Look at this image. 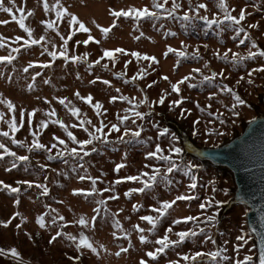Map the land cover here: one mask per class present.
Returning <instances> with one entry per match:
<instances>
[{"label": "rangeland", "instance_id": "374dc122", "mask_svg": "<svg viewBox=\"0 0 264 264\" xmlns=\"http://www.w3.org/2000/svg\"><path fill=\"white\" fill-rule=\"evenodd\" d=\"M157 2L164 4V9L154 8L152 0H60L61 5L90 29L94 40L85 45L82 41L87 39L88 33L76 31L78 25L70 26L66 16L57 18L53 7L56 0H14L13 5L4 0L5 6H12L14 10L11 14L0 11V21L7 22L0 23V56L11 55L14 59L11 62L0 60V100H11L14 108L9 110L7 104L0 103V143L16 156H0V181L19 188V191L11 192L0 185V221H11L6 227L0 224V249L4 250L0 252V264H139L142 257L149 264H169V261L178 264H237V261L256 264L253 235L245 222L246 207L238 204L225 210L233 195L230 172L186 154L180 135H186L199 146H215L239 133L244 123L253 118L258 109H263L260 96L264 85V70H261L264 57L257 54L248 58V52H255L256 48L264 50V0H226L232 15L239 16L241 9L245 11V19L239 26L248 33L247 37L243 33L237 34L235 26L227 21L219 27L209 28L202 20L182 19L185 11L195 17L200 3L206 4L207 9H199V15L211 18L216 13L218 17L222 16L216 6L217 0H176L180 7L172 17L165 13V9H171L172 0ZM130 7H148L157 15L139 20L133 16L115 18L116 25L107 36L93 24L95 20L102 27H109L113 20L111 11ZM21 16L25 18V25L32 29V39L45 37L39 44L25 43L28 34L19 26ZM46 21H52L54 26L48 28ZM253 24L256 27H249ZM69 33L72 34L70 38ZM17 36L22 38L17 40ZM240 40L244 43L240 44ZM253 41L256 48L252 46ZM169 47L184 51L186 55L178 57L175 52H168ZM61 48L69 57L81 59H65L59 55ZM116 48H122L124 52H115ZM104 49L112 50L113 57L101 59ZM52 51L58 53L55 58L49 55ZM132 52L140 53L141 57L131 55ZM225 52H228V59L224 58ZM232 53L245 59L234 64ZM144 56L155 57V60H145ZM30 63L32 66L28 67ZM196 68L201 70L200 73L192 71ZM37 72L40 73L38 76ZM141 72L143 74L138 75ZM214 72H223V76L203 81V76ZM189 73L192 79L179 85L180 93L173 92L171 83ZM189 84L195 87H189ZM223 85L245 100L244 105L236 106L238 116L232 115L234 101L231 93L220 90ZM76 92L81 96L90 95L92 103L80 100ZM164 93H167L164 104L152 103ZM210 93L216 95L209 99ZM113 96L128 99L112 100ZM145 96L148 102L141 104L140 100ZM181 96L184 99L180 105L169 107L171 101ZM60 98H66L68 107L59 102ZM97 101L102 105L99 111L93 106ZM73 106L80 110L77 116L69 111ZM182 109L183 116L180 115ZM132 110L144 113L143 119L137 118ZM53 111L55 116L50 115ZM28 113H32L31 124ZM121 116L128 119L120 123L118 117ZM56 119L62 120L77 139L89 138L84 128L94 132L93 125L99 127L102 123V133H97L102 138L85 145L79 155H73L70 150L73 147L79 150L80 145L67 136L64 127L52 122ZM12 120L17 123L16 132L9 127ZM41 121H47V126L40 127ZM82 121L84 128L78 126ZM112 124H118L120 130L109 131ZM125 127L139 130L140 136L132 137L131 132L124 135ZM165 127L169 131L161 136L159 130ZM3 132L9 135L3 136ZM33 133L44 148L33 147L29 151ZM120 136L123 140L118 139ZM13 139L22 144L12 143ZM61 139L64 144L60 143ZM156 144L161 145L164 155L169 154L170 144L182 149L179 154L171 153L177 169L168 173L166 170L170 165L158 159L160 154L152 158L147 156L148 152L155 151ZM3 151L0 149V153ZM19 156L28 159L18 160ZM189 161L196 167L191 169V175H185ZM13 164L16 166L12 167ZM117 164L123 167L117 170ZM157 168L160 172L155 182H150V187L144 192L125 195L129 189L143 187V181L148 177L142 174H151ZM81 176L86 178L82 180ZM127 176H138L139 179H123ZM191 176L196 177L194 189L189 187ZM93 180L94 192L91 191ZM23 181L31 182V187ZM38 185L47 187L48 192L45 194ZM74 189L91 194H74ZM178 195L193 198L177 201L157 221L154 230L148 232L152 225L140 217L157 215L154 208ZM113 196L116 198L109 199ZM100 200L104 204H98ZM209 200L213 201L211 207L201 209L200 204L207 205ZM215 201L223 203L217 205ZM133 205L138 207L134 209ZM213 214L216 220L207 221L206 217ZM40 216L44 218V228L37 223ZM59 216H63L64 221L59 220ZM80 216L88 220L86 226L73 223ZM188 216L196 217V220L183 219ZM54 219L55 224L52 223ZM177 219L180 223L173 224L172 221ZM18 224L19 228L16 227ZM137 224L145 229L147 241L144 243L140 242L134 227ZM169 227L172 231L168 235L172 240L178 239L175 234L180 231L192 230L197 235L170 245L155 259L147 257L145 253L159 247L155 241ZM58 230L77 238L83 232L97 252L83 246L77 249L76 242L65 236L49 243ZM206 236L210 239L206 240ZM12 248L18 256H13ZM121 248L127 251L121 252ZM216 251L220 255L215 258L203 255ZM196 252L202 255L192 259ZM247 255L252 256V261L244 260ZM77 256L79 261L74 259Z\"/></svg>", "mask_w": 264, "mask_h": 264}, {"label": "snow or ice", "instance_id": "6c2138e0", "mask_svg": "<svg viewBox=\"0 0 264 264\" xmlns=\"http://www.w3.org/2000/svg\"><path fill=\"white\" fill-rule=\"evenodd\" d=\"M8 3H9V5H13L14 4V0H8ZM152 3H153V7L154 8L164 9V4L158 3L157 0H152ZM44 6H45V8L48 7L46 2H45ZM216 6L223 13L222 16L218 17V15L216 13H213L211 18H209L208 15H199L198 14L199 9H207V5L206 4L200 3L197 6V9H196L197 15L195 17L190 16L189 12L185 11L184 14H183L182 19L185 20V21H190L192 19L202 20V21L205 22V27H209V28L212 27L213 25L219 27L223 22L227 21V22H230L232 25L235 26L234 27V31L237 34L243 33L246 37L248 36V33L245 32L244 29L239 26L240 22L245 19V15H246V13H245V11L243 9L240 10L239 16H235V15H232L230 13L229 6L226 3V0H217ZM53 7L56 9V16H57L58 19L59 18H64L66 16L68 18V24L70 26L71 25H78V27L75 29L76 31L83 32V33H88L87 39L83 40L82 43L87 45L89 43V41L94 40V37L91 35L90 29L88 27H86L84 22L81 21L77 17L76 14H74L72 12H69L67 8H65L63 5H61L60 4V0H56V5H53ZM179 7H180V5L178 3H176V0H172L171 9H165L166 15L169 16V17H172L173 13ZM13 10H14V8L12 6H5L4 0H0V11H3L5 13L11 14L13 12ZM20 11H23V9H21ZM110 15L113 17V20H112L111 26H109V27H102L101 25L97 24L95 22V20H93V24H95V26L105 36H107L109 34V32L111 30V27H114L116 25L117 21H116L115 18H118V17H121V16H123V17L133 16L137 20H139L141 17L156 16L157 13L150 11L148 7H143V8L130 7L127 10H124V9L113 10V11L110 12ZM13 19H15V17H13ZM24 19H25L24 16H21L19 18V20H18V23H19V26L22 29H24V31L28 34V39L25 41V43L39 44L42 40L45 39V37L44 36H40L39 39H32L31 38L32 37V29L25 25ZM0 23H7V22L6 21H0ZM44 23L47 24L48 28H52L54 26L52 21H46ZM249 27H256V25H254V24L253 25H249ZM68 35H69V38H70L72 34L69 33ZM21 38L22 37H19V36L16 37L17 40H19ZM77 43H81V41H77ZM97 43H99V41H97ZM181 43H183V42H181ZM239 43L243 44L244 40H240ZM66 44H67V40H65V45ZM252 46L254 48H256L255 41L252 42ZM21 47H23V45H21ZM45 50L47 51V49H45ZM13 51H18V49H13ZM114 51L122 53V52H124V49L116 48ZM168 52H175L178 57L186 55V53L184 51H180V50H177V49H174V48H171V47L168 48ZM57 54L58 53L56 51H52V52L49 53V55L52 56L53 58H55L57 56ZM257 54H259V56H261V57H264V50H260L259 48H256L255 52L249 51L248 52V58H253ZM59 55L65 57V59H71L73 61L81 59V57H77V56L69 57L67 52H66V50L64 48H61V50L59 51ZM131 55H133V56H135L137 58L141 57V54L138 53V52H132ZM86 56H87V53L84 54V57H86ZM103 57L112 58L113 57V51L112 50H108V49H104L103 50V56L101 57V59H103ZM143 58L145 60H148V61L155 60V57H152V56H144ZM224 58L228 59V52L224 53ZM13 59L14 58L11 55L0 56V60H3V61L11 62ZM231 59H232V62L234 64H239L240 62H242L245 59V57L240 56L237 53H232ZM95 62L99 63V60L95 61ZM31 66L32 65L30 63L28 67H31ZM45 66H47V65H45ZM105 67H107V65H105ZM261 70H264V65H261ZM25 71H27V68L25 69ZM192 71L196 72V73H200L201 70L199 68H196V69H193ZM39 74L40 73H38V72L36 73L37 76ZM142 74H143L142 72L138 73V75H142ZM120 75H122V73ZM217 75L223 76V72H220V73H215L214 72L210 76H203V81H211ZM249 76H251V73H249ZM163 78L165 80H168L167 76H164ZM133 79H135V77H133ZM190 79H192V74L191 73H189L188 75H185L184 77H182V79L176 81L175 83H171L170 86H171L172 91L175 92V93H180L179 85L184 83L185 81H189ZM241 79H243V77H241ZM47 82L48 81H45V83H47ZM104 83H108V81H104ZM153 83H155V82H153ZM237 83H239V81H237ZM249 83H252V81L249 80ZM149 87H151V85H149ZM189 87H195V85L194 84H189ZM220 90L221 91H227V92L231 93L233 101H234L232 103V105H231L232 115L233 116H238L239 112L236 111V106L237 105H244L245 104V100L242 99L240 95H238L235 91H233V89L229 88L227 85H223ZM75 95L77 97H79L80 100L92 103V97L90 95L89 96H81L79 92H76ZM166 95H167V93H164V94L160 95L159 99L157 101H153L152 103L164 104ZM215 95H216V93H210L209 99H211ZM118 98L121 99V100H127L128 99V97H125V96H120V97L113 96V97H111L112 100H116ZM183 99H184V97L181 96L180 99H176V100L171 101V104L169 105V107H174V106L180 105L182 103ZM65 100H66V98H60L59 102L61 104H65ZM147 102H148L147 96H145L143 99L140 100L141 104L147 103ZM0 103L7 104V107H8L9 110H12L14 108V105H13L11 100H8V99L0 100ZM93 106H94V108L97 111H99L101 109V107H102V105L98 101L95 102ZM197 106L199 107V105H197ZM65 107H68V105L65 104ZM33 111H35V110H33ZM69 111L71 112V114L73 116H77L80 110L73 106V107L69 108ZM132 111H133V114L137 118L143 119V117L145 115L144 113L139 112V111H134V110H132ZM22 115H23V113H22ZM50 115L55 116V111H53ZM180 115L181 116L184 115V110L183 109L181 110ZM28 116H29L28 123L31 124L32 113H28ZM127 119H128L127 116L118 117V120H119L120 123H123V121H125ZM52 122L53 123H58L62 127H64V130L67 133V136L75 144L80 145L79 150L77 148H75V147H73L70 150L73 155H79V152L84 151V146L85 145H90V144H92V142L94 140H100L102 138L100 135H97V133H102V130H103V127H104L102 123H101V125L99 127L93 125V127L95 128V131L92 132V131H89L87 128H84V122L82 121L80 123V125H78V126L81 127V128H84V131L88 133V137L89 138H87V139H77V137L71 131H68L67 127L64 126V122L62 120L56 119V120H53ZM223 122L224 121L221 120V123H223ZM88 123H91V121H88ZM133 123H135V121H133ZM39 126L40 127H46L47 126V121H41ZM9 127L11 128L12 132H16L17 131V123H16V121L15 120L10 121L9 122ZM112 130L119 131L120 129L118 127V124H112L110 126V128H109V131H112ZM123 131H124V135H128V133L131 132V136L132 137L140 136V131L139 130L132 131L129 128L125 127ZM168 131H169L168 128L165 127V128H162V129L159 130V134L161 136H163L164 134L168 133ZM196 134H197L196 131L193 130V135H196ZM220 134H222V133H220ZM2 135L3 136H8L9 133L8 132H3ZM35 135L36 134L33 133L34 139L32 141V144L28 145L29 151H31V149L33 147H35V148H44L45 147V145L41 144L37 139H35ZM104 138L106 139V137H104ZM123 138H124L123 136L118 137V139H121V140H123ZM56 139H59V137H56ZM172 139L175 140V134L172 135ZM12 143H14V144H22L21 141H18V140H15V139H13ZM60 143L64 144L65 141L61 139ZM53 147H55V145H53ZM0 149L4 150L2 153H0V156H3L5 154L11 155V156H16L15 152H11L10 149L5 147V145L2 144V143H0ZM94 150L95 149H93V151ZM49 151H50V149H49ZM181 151H182L181 148L175 147L174 145L170 144L169 149H168L169 154L168 155H164V154H162L163 153V149L161 148V145L160 144H156L155 151L148 152L147 156L149 158H152V157H157L158 154H160L158 156V159L161 160V161H165V162H167L170 165L169 167H167L166 171L168 173H171L173 171V169H177L178 168V165L173 160V158L171 156V153L174 152L176 154H179ZM85 155H87V152H85ZM17 159L18 160H27L28 157L27 156H19V157H17ZM49 159H51V157H49ZM15 166H16L15 164L12 165V167H15ZM121 167H123L122 164H117L116 165V169L117 170H119ZM194 167H196V165L192 164V162L189 161L188 164L186 165V169L187 170L184 172V174L185 175H191V169L194 168ZM159 172H160V170L157 168L151 174H149L147 172L143 173L142 174L143 176L148 177L147 180L143 181V185L144 186L141 187V188L129 189V191L126 192L125 195L126 196L129 195L131 192H144L146 188L150 187V182H155ZM85 178L86 177H84V176L80 177V179H82V180L85 179ZM88 179H91V177H88ZM123 179H126V180H137V179H139V177L138 176H127V177H124ZM191 181H192V183L190 184L189 187H190V189H194L196 187V177L195 176H191ZM23 183L28 184L29 187H31V182L23 181ZM92 183H93V188H92L91 191L94 192V191H96V189L94 187L95 180H93ZM116 183H119V181H116ZM168 183H171V181H168ZM0 185H2L5 189H8L11 192H18L19 191V188H15V187H12V186H10L8 184H5L3 181H0ZM38 187L43 188L45 194L48 192L47 187H45L44 185H38ZM73 191H74V194H84V195H90L91 194L90 192H86L83 189H74ZM115 198H116L115 196L109 197V199H115ZM192 198L193 197L187 196V195H178V196H176V198L174 200H171V201L165 200V201L161 202V206L160 207L154 208V211L157 213V215H155V216L145 215V216H141L140 219L143 220V221H147L150 225H152V227L147 230L148 232H152L154 230L155 226H156L157 221H159L160 218L165 215L167 210H169L177 201H179V200H190ZM212 203H213V201H211V200H209L207 202V205L205 203H201L200 204V208L204 209L206 206L211 207ZM215 203L217 205H219V204H222L223 202L222 201H215ZM98 204H104V201L100 200V201H98ZM136 207H138V205H133L134 209ZM14 215H19V213H14ZM57 218L59 220H61V221H64V217L63 216H59ZM91 219L95 220V217H92ZM183 219L184 220H196V217L188 216V217H184ZM206 220L214 222L216 220L215 214L207 216ZM10 222L11 221H0V224L4 225L6 227L8 225V223H10ZM37 223L40 225L41 228L45 227V221H44L43 216L37 217ZM52 223L55 224V219L52 221ZM65 223H67V221ZM73 223H78L79 225H85L86 226L88 224V220L84 216H80L79 219L76 220V221H73ZM172 223L173 224H178V223H180V220L179 219L173 220ZM117 226H119L118 222H117ZM16 227L19 228L20 225L18 224V225H16ZM61 227H63V225H61ZM134 227L137 229V231L139 233L140 242L141 243L146 242L147 241V236L144 235L145 229L141 228L138 224L134 225ZM171 231H172V228L169 227L162 237H158L156 239L155 243L157 245H159V247H156L154 251H147L145 253V255L147 257L155 259L156 256L159 253L164 252V250L166 248H168L170 245L179 244L182 241H184L186 237L196 236L197 235V233L195 231H192V230L180 231V232H177L175 234L178 237V239L172 240V239L169 238V235H168V233H170ZM201 231H203V229H201ZM113 235H115V233H113ZM61 236L67 237V239L69 241L76 242V248L77 249H81L82 246H83V248L91 249V251L94 252V253L97 252V248L93 246V243L89 240V238L83 232H81L80 235H79V238H77L76 236L72 235L71 233L62 232V231L58 230V231L55 232L54 235L51 236V238H50V240L48 242L52 243V242H54L57 239V237H61ZM77 239H78V242H77ZM205 239L206 240L210 239V237L206 236ZM238 239H242V237H238ZM100 247H104V246L100 245ZM3 251H4L3 249H0V252H3ZM120 251L121 252L127 251V249L121 248ZM11 252H12L13 256H18L19 255V253L16 251L15 248H12ZM117 255H119V253H117ZM201 255H202V253L196 252V253H194L192 259H195V257H199ZM203 255H208V256H210L212 258H215V257L219 256L220 253H219V251H216V252L206 253V254H203ZM74 259L79 261L80 257L77 256ZM185 259L187 260L188 257L185 256ZM225 259H227V258L225 257ZM244 260L245 261H252V256L251 255H247V256L244 257ZM139 264H149V262H148V260H146V259H144L142 257L140 259V261H139ZM169 264H178V262L169 261ZM237 264H243V262L237 261ZM259 264H264V239H262V242H261V250H260V253H259Z\"/></svg>", "mask_w": 264, "mask_h": 264}, {"label": "water", "instance_id": "95a60500", "mask_svg": "<svg viewBox=\"0 0 264 264\" xmlns=\"http://www.w3.org/2000/svg\"><path fill=\"white\" fill-rule=\"evenodd\" d=\"M260 100L263 109H258L239 133L218 145L199 146L186 135H180L186 154L230 172L233 195L225 210L238 204L246 207L245 222L253 235L256 264L264 239V85Z\"/></svg>", "mask_w": 264, "mask_h": 264}]
</instances>
